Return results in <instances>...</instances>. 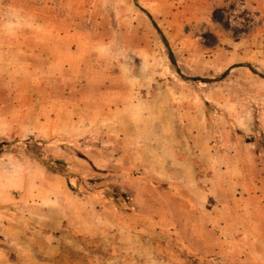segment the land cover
I'll use <instances>...</instances> for the list:
<instances>
[{"label":"rangeland","instance_id":"obj_1","mask_svg":"<svg viewBox=\"0 0 264 264\" xmlns=\"http://www.w3.org/2000/svg\"><path fill=\"white\" fill-rule=\"evenodd\" d=\"M263 219L264 0H0V264H264Z\"/></svg>","mask_w":264,"mask_h":264},{"label":"crops","instance_id":"obj_2","mask_svg":"<svg viewBox=\"0 0 264 264\" xmlns=\"http://www.w3.org/2000/svg\"><path fill=\"white\" fill-rule=\"evenodd\" d=\"M258 187H259V186L256 187L255 184H252L251 186H249V191H255V189H258ZM250 193H251V192H250ZM254 193H256V191H255ZM248 194H249V193H248ZM261 221H264V219L261 220ZM257 225H258V224H257ZM244 226H245V227H248L247 224H244ZM254 227H256L255 224H254ZM254 227L252 226V228H254ZM257 228H258V227H257ZM245 229H246V228H243V231H245ZM254 230L256 231L255 228H254ZM255 233H256V232H255ZM251 235H252L253 237L256 236V234H254V233H252Z\"/></svg>","mask_w":264,"mask_h":264},{"label":"trees","instance_id":"obj_3","mask_svg":"<svg viewBox=\"0 0 264 264\" xmlns=\"http://www.w3.org/2000/svg\"><path fill=\"white\" fill-rule=\"evenodd\" d=\"M214 15H215V13H213V15H212V18H213V20H214V21H216V19H215V16H214Z\"/></svg>","mask_w":264,"mask_h":264}]
</instances>
